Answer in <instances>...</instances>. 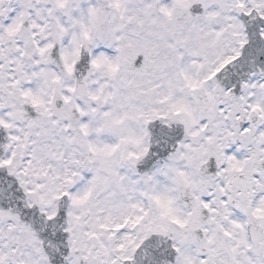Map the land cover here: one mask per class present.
I'll list each match as a JSON object with an SVG mask.
<instances>
[{
    "label": "snow or ice",
    "instance_id": "1",
    "mask_svg": "<svg viewBox=\"0 0 264 264\" xmlns=\"http://www.w3.org/2000/svg\"><path fill=\"white\" fill-rule=\"evenodd\" d=\"M0 264H264V0H0Z\"/></svg>",
    "mask_w": 264,
    "mask_h": 264
}]
</instances>
